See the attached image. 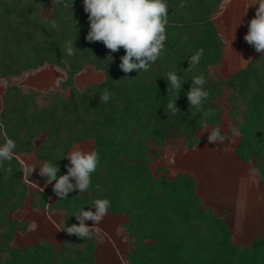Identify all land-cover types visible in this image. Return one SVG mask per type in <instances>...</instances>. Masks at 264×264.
Segmentation results:
<instances>
[{
  "label": "trees",
  "instance_id": "16d2710c",
  "mask_svg": "<svg viewBox=\"0 0 264 264\" xmlns=\"http://www.w3.org/2000/svg\"><path fill=\"white\" fill-rule=\"evenodd\" d=\"M222 1L167 0L164 51L149 71L126 74L119 68L123 48L110 53L103 43L86 40L89 21L83 0H0V80L5 84L0 144L9 138L16 143L13 159L0 168V264H96L103 234L95 227L91 239L63 231L58 244L45 238L14 244L16 234L32 225L13 217L28 196L33 207L60 210L61 229L65 223H78L73 215L81 208L95 211L94 200L108 199L109 213L127 215L121 224L131 245L125 253L127 264H264V235H256L250 244L234 242L226 219L205 205L196 176L156 175L151 166L175 139L193 147L201 141L198 130L221 129L224 109L219 98L228 92L231 126L239 131L236 155L264 187V55L256 54L228 77L212 71L222 64L227 44L213 18ZM68 43L77 48L74 55L66 54ZM200 49L199 64L187 70L188 58ZM47 64L65 73L60 89L41 92L14 82ZM86 66L102 71L104 78L79 88L75 76ZM171 71L183 83L177 114L166 106L177 95L175 89L168 91L166 76ZM201 74L209 95L202 112H191L186 93L192 78ZM105 90L110 96L106 103L99 100ZM208 109L212 114L205 116ZM221 133L231 136L230 130ZM84 140H94L92 150L99 153L86 192L76 190L60 200L53 185L30 191L19 154L34 153L41 166L58 164L59 176L67 172L64 157L72 145ZM50 194L55 201H48Z\"/></svg>",
  "mask_w": 264,
  "mask_h": 264
},
{
  "label": "rangeland",
  "instance_id": "374dc122",
  "mask_svg": "<svg viewBox=\"0 0 264 264\" xmlns=\"http://www.w3.org/2000/svg\"><path fill=\"white\" fill-rule=\"evenodd\" d=\"M252 3L253 0H224L219 11L213 13L216 27L227 42L222 64L213 67V72L217 73L219 70L224 77H228L234 70L245 67L250 59L258 54L254 47L244 40L248 22L254 17L257 7L248 8ZM47 12V8L42 11L45 15ZM64 78L63 70L47 64L13 80L18 85L46 92L50 88L60 89L59 82ZM103 78L102 71L86 66L75 76V82L79 88H85ZM4 90L5 84L0 80V111L3 107ZM67 93L68 90H65L64 94ZM44 102L46 101H40L43 104ZM219 102L224 109L221 129L228 134L231 126L228 92L219 98ZM208 132H211V126L198 130L197 135L201 141L193 147H185L182 140L175 139L174 144L167 145L161 157L155 159L151 166L156 175L167 174L173 177L177 172H187L196 176L197 190L203 197L205 205L212 207L226 219L232 230L234 242L250 244L256 235H264V187L256 173L250 170L249 164L236 155L239 136H230L224 144H216L209 143ZM45 136L46 133H43L37 139V144L41 143ZM93 143L94 140L74 143L68 154L76 148L91 151ZM18 157L23 168L26 164L36 167L28 177L29 180L25 178L30 191L46 190L53 185V183L46 185L45 177L39 175L41 161L34 153L19 154ZM67 162L70 163L68 159ZM48 201H55V197L48 195ZM13 217L32 222L27 232L16 234L14 239L16 245L33 244L39 238L49 239L58 244L65 237L64 232L59 231L62 212L50 210L48 207H33L29 196L23 207L14 212ZM126 219V214L108 212L98 225L93 226L91 220L85 221L86 225L97 228L103 234L96 250V264H127L125 253L131 245L128 233L121 226Z\"/></svg>",
  "mask_w": 264,
  "mask_h": 264
},
{
  "label": "clouds",
  "instance_id": "9594fccd",
  "mask_svg": "<svg viewBox=\"0 0 264 264\" xmlns=\"http://www.w3.org/2000/svg\"><path fill=\"white\" fill-rule=\"evenodd\" d=\"M52 2L60 3L61 0H52ZM83 6L89 21L86 40L103 43L110 53L123 48L125 54L120 57L119 68L124 73L149 71L150 65L154 64L164 51L169 12L167 0H83ZM180 6L183 7V4ZM253 6H257L255 15L248 22V31L244 40L262 56L264 55V0H253L248 8ZM52 26L56 27L54 21ZM75 50L77 48L73 43L66 45L67 55H74ZM202 55L203 49L191 55L188 58L189 67L187 70L190 71L192 67L198 65ZM108 57H111L112 61L113 57L111 55ZM166 81L168 91L171 88L177 92L176 98L169 101L166 106L173 114H177L180 110L176 101L183 83H181L180 76L176 71L167 73ZM206 83L207 81L202 74L192 78L191 87L186 93L190 104L189 111H203V103L209 95L204 90ZM109 98V93L105 90L99 100L106 103ZM211 114V109L204 112L205 116ZM230 133L232 137L239 135V131L234 125L230 126ZM207 138L209 143L216 144H224L226 140L230 139L229 136L221 133L219 126L208 132ZM15 148L16 143L10 138L0 144V168L4 167L6 161L10 162L13 159ZM64 158L70 162L65 165L66 174L57 175L60 171L58 164L45 162L39 167V175L46 178V185L55 181L52 190L60 200L67 198L69 193L76 190L79 193L86 192L91 186L92 174L99 166V153L96 150L84 151L76 148ZM35 169V166L26 164L22 170L24 178L28 179ZM7 170L11 171V168ZM32 184L38 187L37 184ZM97 190H99V185H97ZM91 206L95 208V211H85L84 208H81L73 215L78 223L71 224V226H67L65 223L64 228L59 231H64L68 235H76L80 240L91 239L93 226L98 225L107 215L111 202L106 198L96 199ZM87 220L93 221L92 227L86 225L85 221Z\"/></svg>",
  "mask_w": 264,
  "mask_h": 264
}]
</instances>
